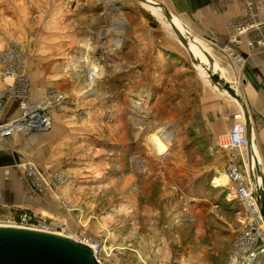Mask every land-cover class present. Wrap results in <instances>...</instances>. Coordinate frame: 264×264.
Here are the masks:
<instances>
[{
	"label": "rangeland",
	"instance_id": "1",
	"mask_svg": "<svg viewBox=\"0 0 264 264\" xmlns=\"http://www.w3.org/2000/svg\"><path fill=\"white\" fill-rule=\"evenodd\" d=\"M10 1L7 0L4 11L10 13L15 8L17 13L9 16L26 25L19 26L23 31L21 42H8L1 50L2 88L5 81H13L1 76L2 54L11 47L16 48L21 59L14 77L24 75L31 81L21 72L27 57L19 48L21 43L23 47L33 45L25 42L31 34L48 33L56 24L63 32L92 37L94 41L79 39L72 43L68 55L60 58L64 69H74L66 71L70 77L67 84L75 89L72 101L82 99L85 104H62L60 111L53 114H61L64 119L56 138L48 139L54 132L53 124L50 132L32 134L20 143L0 140L10 148H28L33 163L27 164L34 166L35 176L28 178L18 166L21 175L13 180L18 183L28 179L31 190L43 198L39 208L0 205V226H15L16 211H34L38 220L55 226V234L76 241L88 237L100 242L103 249L99 264H225L242 230L240 202L229 197L225 188L212 187L214 179L225 175L226 170L213 167V156L218 162L220 158L214 153L208 155V149L200 146L195 133H181L180 121L165 123L150 117L155 110L150 108L151 100L159 91L165 92L166 97L160 108L171 109L175 117L180 113L172 94L178 85L173 77L179 74L144 75L130 67L144 65V58L135 56L134 48L138 50L140 43L128 45L127 36L142 34L144 27L157 28L178 43L166 19L153 4L141 5L135 0H105V8L97 14L87 11L86 23L79 10L72 12L73 16L61 9L56 11L59 15H54L50 0ZM146 7L155 9L161 18ZM56 17L59 19L54 20ZM115 45L119 52L113 55ZM91 47L94 51L89 53ZM184 51L180 61L166 57L164 66L169 68L176 63L179 67H191L188 51ZM171 53L173 58L179 57L175 51ZM200 61L208 67L202 54ZM40 64L42 67L43 62ZM149 64L157 69L163 66V58L154 55ZM98 70L102 76L91 81L90 74ZM43 76L41 72L35 78L47 83ZM190 77L186 74L182 79ZM144 81L149 82L151 95L143 88ZM156 138L165 141L160 153L152 145L151 140ZM2 173L8 179L15 175L11 169ZM207 173H211L209 178Z\"/></svg>",
	"mask_w": 264,
	"mask_h": 264
},
{
	"label": "crops",
	"instance_id": "2",
	"mask_svg": "<svg viewBox=\"0 0 264 264\" xmlns=\"http://www.w3.org/2000/svg\"><path fill=\"white\" fill-rule=\"evenodd\" d=\"M104 1L105 0H50L48 3L52 4L55 8L54 15L56 16L59 15L56 11L60 9L66 11L67 14H69L68 16H70L72 12H78L77 10H79V12L82 13L81 17L83 16V22L86 23L88 20L87 11L90 10V13L93 11L92 13L94 15L97 14L98 10L100 12L101 9L105 8ZM151 1L163 5L171 13L173 18L181 24L182 28L186 30V37L206 49L221 78L235 90L236 94L246 105L252 124L253 151L260 169V183L264 189V50L250 48L246 43L248 37L245 35L242 36L238 51L245 59V62L241 66L236 65L233 59L228 57L223 50L231 34L228 31V25L233 20L241 18L246 14L247 4L249 2L258 3L264 8V0ZM10 2L13 1L11 0ZM7 3V0L0 1V4H5L0 7V53L2 48L5 45L7 46L8 42H21L19 38L23 31L19 26L26 25H23L21 21L18 22L17 20L19 18L16 19L15 17L9 16V14L15 15L17 13L15 8H13L10 13L4 11V8L8 6ZM16 3V7H18V2ZM58 19L59 18L56 17L54 20ZM51 27L52 29L48 33H39V31H37L31 34L30 41L28 40L25 42L33 43L32 46L28 44L23 47V43L19 46L23 51L22 55L26 53L24 57H27V61L23 65L24 68L21 72L28 75L31 80L29 82L31 88L29 99L32 101H40L49 90H55L64 94L65 100L63 105L70 104L71 106H77L80 103L84 105L85 102L82 99L72 101L74 98L73 95H75V89L73 90V87L68 85L70 84V77L66 71L69 70L64 69L62 66L64 62L60 63V58L68 55V51L71 50L73 42H79V39H81L82 42L88 41L93 43L94 39L87 36L81 37L73 32H63V29L58 28L59 25L56 24ZM23 30L26 32L24 28ZM143 30L144 32L142 34H132L130 37L127 36L126 40V43L134 41L140 43L138 50L134 48L135 56L144 58V65L133 64V66H130L133 68V71H137L139 74L144 75H160L166 73V76H168L169 74H179L173 77V79L178 81V85L175 88V92L172 94L176 96L174 106L176 110L179 108L180 113L176 114L175 117L171 115V109L165 110L160 108L162 100L166 97L165 92L159 91L157 94H154V98L151 100L150 108H154L155 110L150 117L165 123L168 121H180L182 123V125H180V129L182 130L181 133H188V131L195 133L196 138L200 142V146L208 149V155L212 156V153H214V155L220 158L218 162L216 160L217 157L213 156L212 163L214 168L226 170L228 164L232 163L237 169L244 171V165L247 163L246 151L227 152L220 149L221 144L227 138L231 125L234 123L233 116L241 113L239 105L214 87L210 82L206 81L193 65L191 67H179L177 66L178 64L171 63V67H165L164 64L168 61L166 59V52L175 51L179 56L177 58L178 61L184 58L183 54L186 52L178 41V43H173L172 39L169 38L166 33L160 32L157 28L144 27ZM133 31H135V29ZM110 37L112 41L115 40V34L113 32ZM96 43L98 42L96 41ZM112 45L113 42H111L110 46ZM29 47L33 49H28ZM103 47L105 48V46ZM133 47L134 46L129 48L133 49ZM80 48L86 51L83 46ZM118 48L119 46L117 45L112 47L113 55L115 52H119ZM93 51L94 48H92L89 53ZM154 55L163 58L164 67L160 66L157 69H152L149 61ZM177 60L174 59L173 61L177 62ZM40 62H43L42 67L39 66L41 65ZM73 70L74 69L71 71ZM174 70H176V72ZM71 71H69V73ZM41 72L45 75V77L43 76L44 79L46 78L50 84H48V82L41 83L36 80V75H40ZM186 74H189L191 77L182 79ZM186 81H188V83H186ZM160 82H163V79L160 78ZM189 83L191 85H189ZM2 84L4 85V83ZM0 88H2V86ZM143 88L146 90L148 89L151 95L149 90L152 89L149 82L144 81ZM184 94L186 95L184 96ZM164 102L166 103L167 101ZM16 111L17 103L9 100L6 118L12 117ZM63 120L61 114L53 115L54 132L48 135V139L54 140L56 138L55 134L59 132V126H61L60 123ZM31 135L32 134H21L20 138H16V135L4 140L8 141V143H11V141H13V143H20L25 141V138L31 137ZM18 147L15 149L12 147L10 148L7 144L3 145L0 142V161L5 158L6 161L9 159V161L12 162L11 165L0 167V205H26L27 207L38 206L39 208V204L43 198L31 190L33 186L28 179L18 181V183L13 180L14 178L18 179L19 174L21 175L19 169H17L18 166L22 167L25 163L26 165L27 163H33V156L29 155V153H27L28 151H26L28 148L22 146L21 150H18ZM180 154L183 155V153ZM216 163H218L217 166ZM7 169H11L15 173V175H11L9 179L7 175L2 173L3 170ZM209 174L211 173H207L208 178L210 177ZM257 263L264 264V252L259 254Z\"/></svg>",
	"mask_w": 264,
	"mask_h": 264
},
{
	"label": "built area",
	"instance_id": "3",
	"mask_svg": "<svg viewBox=\"0 0 264 264\" xmlns=\"http://www.w3.org/2000/svg\"><path fill=\"white\" fill-rule=\"evenodd\" d=\"M228 31L231 34L223 49L224 53L232 58L236 65L241 66L245 62L238 51L242 36L248 37L246 43L250 48L264 50V8L258 3L249 2L246 14L233 20L228 25ZM2 55H4V66L1 76L3 80L13 78V81L11 84L5 82L0 89V140L21 134L50 132L54 124L53 114L60 111L65 100L64 94L49 90L42 100H30L31 88L28 78L24 75L14 77L17 63L21 62L16 48L11 47ZM9 100L17 103V111L12 117L6 118ZM233 119L234 123L220 148L227 152L246 151V128L242 114H235ZM244 166V171L237 169L232 163L226 167L230 184L223 188L228 192L229 197L233 196L240 202L243 212L239 213L242 230L236 237L225 264H258V256L264 252V221L255 194L254 171L249 169L248 163ZM22 168L28 178L35 176L32 164L22 165ZM16 219L14 227L55 233L53 232L55 226L38 220L34 211L22 213ZM78 241L93 251L99 263L98 258L103 249L101 243L88 237Z\"/></svg>",
	"mask_w": 264,
	"mask_h": 264
},
{
	"label": "water",
	"instance_id": "4",
	"mask_svg": "<svg viewBox=\"0 0 264 264\" xmlns=\"http://www.w3.org/2000/svg\"><path fill=\"white\" fill-rule=\"evenodd\" d=\"M143 3L146 0H135ZM155 4L164 13L166 21L178 42L193 43L198 47L208 62V75L210 83L218 90L234 100L240 107L241 114L246 128V155L250 170L254 163L253 181L255 184V194L258 200L259 212L264 221V189L256 177H260L258 161L253 151V131L249 113L244 102L236 94L235 90L225 82L217 69L214 68L212 58L200 44L193 42L182 35L173 25V16L160 3ZM182 46V45H181ZM192 63L194 60L188 53ZM12 162L3 158L0 167L11 165ZM256 176V177H255ZM0 264H99L94 257L93 251L79 241L55 233L44 232L28 228L14 226H0Z\"/></svg>",
	"mask_w": 264,
	"mask_h": 264
},
{
	"label": "bare ground",
	"instance_id": "5",
	"mask_svg": "<svg viewBox=\"0 0 264 264\" xmlns=\"http://www.w3.org/2000/svg\"><path fill=\"white\" fill-rule=\"evenodd\" d=\"M147 2H143V3H146V4H153V3H150L152 2L151 0H146ZM142 5V3H140ZM155 6V4H153ZM156 9L159 11V13L165 18L164 16V13L160 10V8H158L157 6H155ZM148 8V11H152V13H154L156 16H158L159 18H161V16L157 13V11L155 9H152L151 7H146ZM173 25L176 27V29L180 32L182 31L184 34L186 30H184V28H182V26L180 25L179 22H177L176 20H173ZM170 27V26H169ZM186 36V35H184ZM189 37V36H188ZM202 43V42H201ZM180 45H182V47L188 51V53H190V55L192 56L193 60H194V67L197 71H199V74L208 82L209 81V75H208V67H203L201 65L202 61H200V57H201V51L198 49V47L196 45H194L193 43H181ZM203 55V54H202ZM206 59V58H205ZM207 61V60H206ZM208 63V62H207ZM215 68V67H214ZM216 69V68H215ZM102 74L100 73V71H93L91 74H90V80L93 81L99 77H101ZM222 92V91H221ZM224 94H226L225 92H222ZM152 141V145L154 147V150L157 152V153H160L164 150V142L163 140L161 139H153L151 140ZM252 169L254 171V163H252ZM256 177V176H255ZM257 178V182L260 183V177H256ZM228 183V177L227 175H223V174H219V177L218 178H215L214 181H213V184H212V187H225Z\"/></svg>",
	"mask_w": 264,
	"mask_h": 264
},
{
	"label": "trees",
	"instance_id": "6",
	"mask_svg": "<svg viewBox=\"0 0 264 264\" xmlns=\"http://www.w3.org/2000/svg\"><path fill=\"white\" fill-rule=\"evenodd\" d=\"M168 52H166V56H167V58H169V60H174V59H176V58H173V54L171 53V52H169L168 54H167ZM168 60V59H167ZM177 60V59H176ZM17 213H15V217L16 218H18L22 213H24L23 211H16Z\"/></svg>",
	"mask_w": 264,
	"mask_h": 264
}]
</instances>
